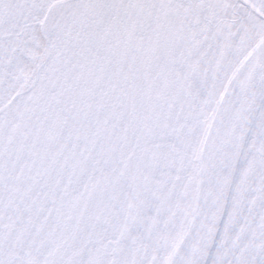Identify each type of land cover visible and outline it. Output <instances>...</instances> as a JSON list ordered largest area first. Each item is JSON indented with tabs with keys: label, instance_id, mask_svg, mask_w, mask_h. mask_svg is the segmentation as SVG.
Listing matches in <instances>:
<instances>
[{
	"label": "snow or ice",
	"instance_id": "snow-or-ice-1",
	"mask_svg": "<svg viewBox=\"0 0 264 264\" xmlns=\"http://www.w3.org/2000/svg\"><path fill=\"white\" fill-rule=\"evenodd\" d=\"M0 264H264V0H0Z\"/></svg>",
	"mask_w": 264,
	"mask_h": 264
}]
</instances>
